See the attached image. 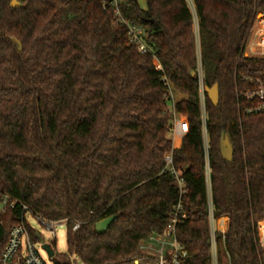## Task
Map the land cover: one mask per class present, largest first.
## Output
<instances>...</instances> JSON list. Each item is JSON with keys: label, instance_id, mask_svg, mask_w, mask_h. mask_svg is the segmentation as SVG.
I'll return each instance as SVG.
<instances>
[{"label": "trees", "instance_id": "obj_1", "mask_svg": "<svg viewBox=\"0 0 264 264\" xmlns=\"http://www.w3.org/2000/svg\"><path fill=\"white\" fill-rule=\"evenodd\" d=\"M18 1L23 8L0 0V197L16 202L0 212V256L25 205L66 223L69 255L54 256L56 264L73 256L128 264L164 232L181 199V264H212L201 63L205 90L220 92L214 106L205 91L204 108L221 264H263L264 114H246L238 96L264 84V58L244 54L264 0H190L195 14L189 0H146V8L121 0L123 17L145 31V54L103 0ZM169 89L183 96L175 104L185 126L180 147L169 137ZM223 131L231 162L221 155ZM172 170L185 182L182 196Z\"/></svg>", "mask_w": 264, "mask_h": 264}, {"label": "built area", "instance_id": "obj_2", "mask_svg": "<svg viewBox=\"0 0 264 264\" xmlns=\"http://www.w3.org/2000/svg\"><path fill=\"white\" fill-rule=\"evenodd\" d=\"M104 7H110L113 9L116 20L119 24L125 25L127 28V35L130 44L135 46L141 54L148 52V47L144 41L145 31L143 28L130 24L122 15L120 4L121 0H103ZM261 28L263 31H261ZM264 23L260 26L258 34L255 36L257 39L253 42L248 41L249 48L247 51V45L244 49V54L247 57L264 58ZM160 69V66H158ZM198 75L200 78V95L202 101V114H203V132H204V143L206 153V168L209 174V156H208V138L206 132V113H205V88L202 82V67L201 63L198 66ZM246 82L252 83V81L246 79ZM169 103L172 104L170 111L174 114V120L171 126V132L176 130V117L174 92L169 89V93L166 96ZM238 100L247 105L244 109L248 115L264 114V84L261 82L257 83L255 88L250 90H244L238 96ZM167 167L172 166V156L169 155L166 158ZM177 184L180 190V195L186 193L185 182L179 177L178 173L172 170ZM16 202H12L8 196L0 197V212L4 211L7 207H14ZM27 217H32L37 221L45 224L49 231L56 236L55 227L65 222H47L40 216H37L29 211L28 207L22 205V216L21 221L14 226L9 234V240L1 253L0 264H46L42 259L39 250L38 242H34L32 234L37 236V232L30 225ZM188 215L185 211L182 200L174 206L171 214L169 223L162 234L154 233L142 242L139 247V255L128 264H181L182 261L187 257V252L182 247L177 238V231L181 224L187 220ZM209 220H210V243H211V256L212 264H221L225 250V237L221 241L218 240L216 234V223L213 214L212 200H209ZM46 222V223H45ZM80 225H75L73 230H78ZM259 244L262 248L263 264H264V221L259 224ZM42 246V244H41ZM72 264H77L75 260H71Z\"/></svg>", "mask_w": 264, "mask_h": 264}, {"label": "rangeland", "instance_id": "obj_3", "mask_svg": "<svg viewBox=\"0 0 264 264\" xmlns=\"http://www.w3.org/2000/svg\"><path fill=\"white\" fill-rule=\"evenodd\" d=\"M139 4L142 8H146V0H138ZM189 4L191 6L192 12L195 14L194 8L192 6L191 1L189 0ZM264 23V15L259 14L256 20V23L254 25V28L251 31L249 43L253 42L257 38L255 37V33L257 32L258 28ZM194 30L196 33V39H197V50L198 54L200 55V37H199V31L197 23L194 25ZM261 31L262 28H261ZM264 35V33H263ZM249 43L247 46V51L249 48ZM155 64L158 66V63L155 62ZM183 96L177 93H174V99L177 102L178 100L182 99ZM169 109L172 108V104H168ZM176 130L174 132L169 133V137L173 140V143L176 147H180L182 145L184 136H185V126L184 122L179 118L176 117ZM208 194H209V200H211V185L209 180V174H208ZM30 225L33 227L35 232H37L44 240L46 244L51 245L55 256L57 255H69L68 248H67V225L66 223H63L61 225H57L55 227L56 236L49 231L48 227L45 224H42L41 222L37 221L36 219L32 217H27ZM46 223V222H45ZM224 223H221L223 225ZM218 228V225L216 226ZM39 253L44 260L46 264H56L55 258H50L48 253L43 249V246H41V243L38 245ZM71 260H75L77 264H83L79 258L73 256ZM223 261L225 263V259L223 258Z\"/></svg>", "mask_w": 264, "mask_h": 264}, {"label": "water", "instance_id": "obj_4", "mask_svg": "<svg viewBox=\"0 0 264 264\" xmlns=\"http://www.w3.org/2000/svg\"><path fill=\"white\" fill-rule=\"evenodd\" d=\"M11 7L14 9H21L24 7L22 3H20L18 0H12ZM195 75V72L192 73ZM206 92L208 93L210 101L213 103L214 106L219 105L220 101V92H219V86L215 85L213 88H206ZM220 151L222 158L227 161L231 162L233 160L234 156V148L232 144L230 143V140L226 136V132L223 131L221 139H220ZM116 217H110L96 225V230L98 234H105L109 227L112 225V223L116 220ZM38 241L42 244L43 249L48 253L50 258H54L55 253L51 247V245L46 244L43 240V238L37 234Z\"/></svg>", "mask_w": 264, "mask_h": 264}, {"label": "crops", "instance_id": "obj_5", "mask_svg": "<svg viewBox=\"0 0 264 264\" xmlns=\"http://www.w3.org/2000/svg\"><path fill=\"white\" fill-rule=\"evenodd\" d=\"M260 30V27L258 28L257 32L255 33V36L258 34V31Z\"/></svg>", "mask_w": 264, "mask_h": 264}]
</instances>
